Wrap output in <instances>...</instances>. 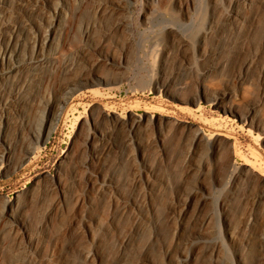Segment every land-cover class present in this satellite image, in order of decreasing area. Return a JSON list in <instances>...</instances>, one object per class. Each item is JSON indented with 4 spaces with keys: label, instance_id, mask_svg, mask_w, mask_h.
Listing matches in <instances>:
<instances>
[{
    "label": "rangeland",
    "instance_id": "1",
    "mask_svg": "<svg viewBox=\"0 0 264 264\" xmlns=\"http://www.w3.org/2000/svg\"><path fill=\"white\" fill-rule=\"evenodd\" d=\"M41 1L13 22L31 56L63 8L53 63L0 83V264H264V176L228 150L264 167V0Z\"/></svg>",
    "mask_w": 264,
    "mask_h": 264
},
{
    "label": "bare ground",
    "instance_id": "2",
    "mask_svg": "<svg viewBox=\"0 0 264 264\" xmlns=\"http://www.w3.org/2000/svg\"><path fill=\"white\" fill-rule=\"evenodd\" d=\"M92 1L97 2L95 7L96 11L103 12L106 11L107 9L108 10L113 8L119 9L122 7L121 3L117 1H109V0H92ZM154 1H158V0H154ZM41 2H42L41 0H0V43L2 44V46H0V83L6 88L8 86L7 81L10 80L11 78H15L18 74H20L27 64L36 66L45 63L47 64L53 63L54 53H51L50 50L53 47V44L57 40V24L61 23L60 20L63 15V8L61 6H57L56 4L50 7L49 12L53 17L49 25V29L47 30L43 39L37 41L39 42L37 44L38 50L31 56H26V55L21 56V48H20L25 41H28L33 37L31 31L28 30V28L26 27L24 29L21 28L17 29L15 23L13 22L14 16L23 15L24 17L22 21L23 24L24 19H26V17H28L30 14H32L31 12H36L38 10ZM244 3L252 7L257 4V0H244ZM153 10H156V8L153 7ZM227 12H228L229 20L234 23H237V25L245 23L247 21V18L236 7H230V9ZM30 20L32 21L31 18ZM124 21H122V24L124 23ZM216 30H218V24L214 20H212L207 29V34H212ZM3 35L6 36L4 38L5 40H3L2 38ZM2 99L4 101V105L6 108L7 106L12 104L11 97L9 95H6V93ZM67 101H68V97L61 99L62 103H66ZM224 113L230 114L231 116H237V113L228 107H224ZM58 118H59L58 113L51 114V118H50L51 124L47 126L44 140H47L50 137L51 132L53 131ZM240 118L246 124L250 123L249 116L244 115L241 116ZM219 135L222 134L214 133L211 136H209L210 139L209 142L216 144L218 141H220L218 137ZM195 138L200 146L204 144V135L200 129L196 132ZM5 141L6 140L4 136L0 137V143H2V145L3 143H5ZM5 144L7 145V141ZM228 150L233 158L240 157L244 161V165H246L249 170H252L254 172L259 173L261 176H264V167L262 166V164L253 161L250 158L249 154L237 148L235 141L232 143L231 141H228ZM6 154H7L6 150L1 152L0 154L1 164L4 163ZM232 166H235L234 159L232 160ZM113 182L114 181L112 179L104 180L101 183L100 190L107 191L109 188L114 187ZM61 191L65 193V190H61ZM132 206L136 208L139 205L136 201H133ZM6 212H7L6 214H8V216L14 220V222L21 223L20 219L14 215L11 208L9 212L8 210ZM85 223L87 222L85 221ZM262 237L264 240V232L262 234ZM263 249H264V243H263Z\"/></svg>",
    "mask_w": 264,
    "mask_h": 264
}]
</instances>
